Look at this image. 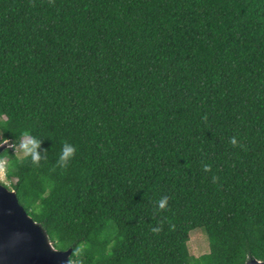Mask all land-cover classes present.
<instances>
[{
  "label": "trees",
  "instance_id": "obj_1",
  "mask_svg": "<svg viewBox=\"0 0 264 264\" xmlns=\"http://www.w3.org/2000/svg\"><path fill=\"white\" fill-rule=\"evenodd\" d=\"M0 132L71 264L264 260V0H0Z\"/></svg>",
  "mask_w": 264,
  "mask_h": 264
},
{
  "label": "water",
  "instance_id": "obj_2",
  "mask_svg": "<svg viewBox=\"0 0 264 264\" xmlns=\"http://www.w3.org/2000/svg\"><path fill=\"white\" fill-rule=\"evenodd\" d=\"M5 147L0 144V151ZM71 252V246H54L43 225L19 202L16 190L0 181V264H71ZM243 264L264 260L251 256Z\"/></svg>",
  "mask_w": 264,
  "mask_h": 264
},
{
  "label": "clouds",
  "instance_id": "obj_3",
  "mask_svg": "<svg viewBox=\"0 0 264 264\" xmlns=\"http://www.w3.org/2000/svg\"><path fill=\"white\" fill-rule=\"evenodd\" d=\"M233 142L235 141L233 140ZM40 143H41V138H38L28 132H24L22 134V138L19 140L18 143L10 140V138L6 135H0V144L6 145L5 148L7 149L8 147H12L14 150V154H16L18 157H23V158L30 157L34 163L39 162V160L41 159V153L44 151V149L38 151ZM75 152H76V146L74 144L65 142L62 145L57 163L61 167L67 165V163L70 161L71 157L75 154ZM6 167H7L6 162L0 160V169L6 170ZM207 167L208 165H205V168ZM167 199H168L167 197H163L162 199H160L158 202L159 207L161 208L165 207ZM153 231H158V229H153Z\"/></svg>",
  "mask_w": 264,
  "mask_h": 264
},
{
  "label": "rangeland",
  "instance_id": "obj_4",
  "mask_svg": "<svg viewBox=\"0 0 264 264\" xmlns=\"http://www.w3.org/2000/svg\"><path fill=\"white\" fill-rule=\"evenodd\" d=\"M1 135V132H0ZM13 149V148H12ZM14 151V150H13ZM7 164L6 158L0 159ZM0 181L11 188L15 181L14 177H8L5 169H0ZM189 251L192 255L198 256L209 251V240L206 230L203 227H196L190 231L188 241Z\"/></svg>",
  "mask_w": 264,
  "mask_h": 264
}]
</instances>
